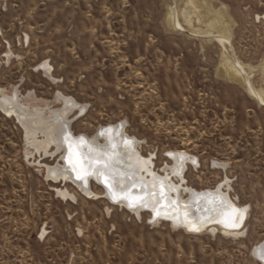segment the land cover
Instances as JSON below:
<instances>
[{
  "label": "rangeland",
  "instance_id": "374dc122",
  "mask_svg": "<svg viewBox=\"0 0 264 264\" xmlns=\"http://www.w3.org/2000/svg\"><path fill=\"white\" fill-rule=\"evenodd\" d=\"M206 1L212 12L223 9L235 57L264 92V0ZM170 3L0 0V90L17 87L21 100L32 92L53 107L57 92L73 97L86 106L71 124L76 135L123 122L153 173L175 185L169 155L184 151L197 161L183 163L186 184L205 190L226 181L222 191L247 207L240 229L190 232L154 221L148 210L111 202L93 177L95 196L53 183L46 167L61 166L62 154L27 148L0 110V264H264L252 254L264 242V105L219 75L227 53L217 40L185 32L205 30L187 0H175L185 30L168 25Z\"/></svg>",
  "mask_w": 264,
  "mask_h": 264
},
{
  "label": "bare ground",
  "instance_id": "6f19581e",
  "mask_svg": "<svg viewBox=\"0 0 264 264\" xmlns=\"http://www.w3.org/2000/svg\"><path fill=\"white\" fill-rule=\"evenodd\" d=\"M187 4L200 13L195 22L203 24L205 30L185 32L194 37L203 34L208 39L217 40L223 48V54L227 53L224 54V68L220 70L219 75L237 82L256 101L264 105V92L252 87L247 73L235 57L227 31L229 20L226 19L223 9L212 12L206 0H187ZM168 8V25L184 31L185 28L178 18L175 0H171ZM182 15L186 22L191 23L192 16L189 12H183ZM41 67L46 69L45 64ZM55 99L60 101V106H50L48 101L38 99L32 92H28L24 100H21L17 87L8 91L0 90V110L20 126L26 147L33 149V152L42 158L62 154L61 166H47L45 179H52L49 181L53 183L63 182L61 186L69 181L85 195L95 196L88 183L89 178L93 177L96 182L102 184L105 196L111 202L126 206L136 214L140 210H148L154 221L164 219L172 226L190 232L198 231L208 224L220 226L225 233L240 229L247 207L236 205L228 198L227 193L222 191L221 186L226 181L213 189L205 190H196L185 183L183 163L189 161L196 166L197 161L193 157L184 151H175L169 155L173 164L166 167L167 171L180 177L175 185L165 174L161 177L153 173L149 162L143 159L136 149L139 142L125 134L123 122L100 125L92 136L81 133L76 135L71 129V124L85 112L86 106L59 92L55 94ZM73 111L76 113L71 115ZM97 131L101 138L96 136ZM69 142L83 154L87 174H79V169H74L66 159L69 155ZM98 160L101 163H96ZM179 191L186 193V199H181ZM57 192L63 197L68 195L65 191ZM134 197L140 198V202L132 204ZM210 230L213 231L214 227ZM252 254L264 263V242L254 246Z\"/></svg>",
  "mask_w": 264,
  "mask_h": 264
},
{
  "label": "snow or ice",
  "instance_id": "6c2138e0",
  "mask_svg": "<svg viewBox=\"0 0 264 264\" xmlns=\"http://www.w3.org/2000/svg\"><path fill=\"white\" fill-rule=\"evenodd\" d=\"M68 150L69 155L66 157V159L68 160L69 164H71L74 169H79V174H87L86 169L84 168L83 154L77 151L71 142L68 143ZM96 163H101V161L98 160ZM104 163L105 166H107L106 162ZM105 183L107 184V180H105ZM138 202H140V198L134 197L131 200L132 204H136Z\"/></svg>",
  "mask_w": 264,
  "mask_h": 264
},
{
  "label": "water",
  "instance_id": "95a60500",
  "mask_svg": "<svg viewBox=\"0 0 264 264\" xmlns=\"http://www.w3.org/2000/svg\"><path fill=\"white\" fill-rule=\"evenodd\" d=\"M100 131V130H99ZM96 134H98V135H96L97 137H99V138H101L100 136V134L98 133V131L96 132ZM75 179V178H74Z\"/></svg>",
  "mask_w": 264,
  "mask_h": 264
}]
</instances>
